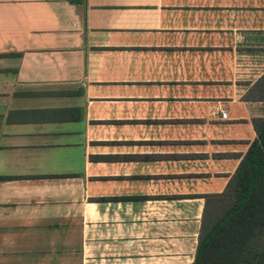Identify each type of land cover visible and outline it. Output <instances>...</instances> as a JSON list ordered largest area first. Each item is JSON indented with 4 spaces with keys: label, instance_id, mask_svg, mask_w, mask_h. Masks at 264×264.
<instances>
[{
    "label": "crops",
    "instance_id": "1",
    "mask_svg": "<svg viewBox=\"0 0 264 264\" xmlns=\"http://www.w3.org/2000/svg\"><path fill=\"white\" fill-rule=\"evenodd\" d=\"M263 72L264 0H0V264H192Z\"/></svg>",
    "mask_w": 264,
    "mask_h": 264
},
{
    "label": "trees",
    "instance_id": "2",
    "mask_svg": "<svg viewBox=\"0 0 264 264\" xmlns=\"http://www.w3.org/2000/svg\"><path fill=\"white\" fill-rule=\"evenodd\" d=\"M244 97L264 101V72ZM252 123L256 136L223 190L203 194L192 264H264V116Z\"/></svg>",
    "mask_w": 264,
    "mask_h": 264
},
{
    "label": "built area",
    "instance_id": "3",
    "mask_svg": "<svg viewBox=\"0 0 264 264\" xmlns=\"http://www.w3.org/2000/svg\"><path fill=\"white\" fill-rule=\"evenodd\" d=\"M222 116L224 117V116H226V112L225 111H222Z\"/></svg>",
    "mask_w": 264,
    "mask_h": 264
}]
</instances>
